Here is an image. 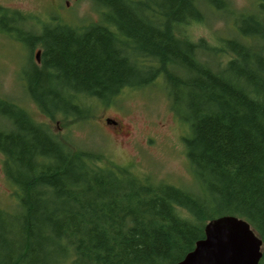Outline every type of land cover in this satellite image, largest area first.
Segmentation results:
<instances>
[{"label":"trees","instance_id":"16d2710c","mask_svg":"<svg viewBox=\"0 0 264 264\" xmlns=\"http://www.w3.org/2000/svg\"><path fill=\"white\" fill-rule=\"evenodd\" d=\"M91 1L99 21L27 33L40 46L27 93L46 115H76L64 93L111 98L160 76L188 127L183 143L195 191L112 164L100 168L101 153L71 151L0 97L2 169L17 197L14 211L0 208V264H173L223 214L250 224L264 264V0L232 12L235 36L222 38V50L180 38L171 25L223 10L225 0ZM16 19L25 17L0 7V22L10 21L0 29L12 30ZM224 49L232 56L222 62Z\"/></svg>","mask_w":264,"mask_h":264},{"label":"rangeland","instance_id":"374dc122","mask_svg":"<svg viewBox=\"0 0 264 264\" xmlns=\"http://www.w3.org/2000/svg\"><path fill=\"white\" fill-rule=\"evenodd\" d=\"M255 1L225 0L223 10L203 9L201 18L171 25L172 32L192 41L201 38L222 50L225 47L222 38L235 36L231 27L232 12L252 9ZM0 7L8 15L18 12L25 17L22 21L15 20L18 30L0 29L1 98L24 109L33 122L47 128L71 151L85 152L90 156L101 153L97 163L100 168L112 164L132 171L139 179L195 191L183 143L188 127L173 111L171 103L178 107L180 104L175 99L170 103L165 82L160 76L144 86L122 88L111 98H94L73 91L64 93L65 98L77 106L76 115L63 111L46 115L27 93L25 86L31 73L30 65L38 64L34 54L40 50L39 44H29V34H39L45 24H62L81 30L100 20L101 8L91 0H0ZM4 23L10 21H2L0 26ZM223 51L222 62L232 56L228 50ZM185 93V89L176 93L183 99L182 105ZM105 118L111 121H104ZM113 121L127 123L130 133L119 138L112 131ZM3 158L0 153V208L12 212L17 208V197L15 187L3 172ZM91 165L86 164L87 167ZM179 211L184 213L182 209ZM4 231L7 236L9 231ZM9 238L6 240L9 239L10 243L13 238ZM68 263L67 260L60 264Z\"/></svg>","mask_w":264,"mask_h":264},{"label":"water","instance_id":"95a60500","mask_svg":"<svg viewBox=\"0 0 264 264\" xmlns=\"http://www.w3.org/2000/svg\"><path fill=\"white\" fill-rule=\"evenodd\" d=\"M34 56L38 61V50ZM261 256L262 240L250 224L241 217L223 214L209 219L203 237L173 264H258Z\"/></svg>","mask_w":264,"mask_h":264},{"label":"flooded vegetation","instance_id":"af4514ba","mask_svg":"<svg viewBox=\"0 0 264 264\" xmlns=\"http://www.w3.org/2000/svg\"><path fill=\"white\" fill-rule=\"evenodd\" d=\"M14 14H15V12H14ZM13 26H14V28L12 30L15 31V24ZM38 51L40 53V50H38ZM38 58H39V56H38ZM39 61H40V58L38 59V61L36 60L37 63H39ZM106 120L111 121L110 118H105L104 121H106ZM113 123L115 124V126H113L112 131L119 138L123 139L124 136H126V134L130 133V128H129V125L127 123H123V122H120V121H118V122L117 121H113Z\"/></svg>","mask_w":264,"mask_h":264}]
</instances>
